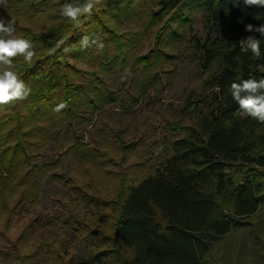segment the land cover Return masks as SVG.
<instances>
[{
	"label": "trees",
	"instance_id": "trees-1",
	"mask_svg": "<svg viewBox=\"0 0 264 264\" xmlns=\"http://www.w3.org/2000/svg\"><path fill=\"white\" fill-rule=\"evenodd\" d=\"M72 2L8 0L0 7V18H14L16 35L31 40L36 53L31 64L13 60L32 93L0 106V258L215 264V244L245 232L251 260L264 264V124L243 116L229 91L232 82L264 77V35L245 30L264 24V7L244 0H101L76 27L60 14ZM199 13L205 38L195 34ZM85 35L100 37L103 51L83 47ZM250 36L260 40V59L241 51ZM183 59L197 66L198 84L177 106L146 99L149 90L172 86ZM61 102L67 106L55 112ZM141 102L156 109L158 127L137 121ZM49 144L56 161L39 166ZM49 175L75 190V202L66 201L45 231L15 228L23 206L28 214L39 207ZM60 226L72 229L82 261ZM32 235L38 248L23 251Z\"/></svg>",
	"mask_w": 264,
	"mask_h": 264
},
{
	"label": "rangeland",
	"instance_id": "rangeland-1",
	"mask_svg": "<svg viewBox=\"0 0 264 264\" xmlns=\"http://www.w3.org/2000/svg\"><path fill=\"white\" fill-rule=\"evenodd\" d=\"M195 34L205 38L207 33H204L203 29V14L199 13L197 15V20L195 24ZM148 49L144 50V53H147ZM178 66L177 72H175L172 76L171 84L172 86H167V88H154L149 90L146 94V99H150L154 103H162L164 107H168L169 105L177 106L179 98L183 95L184 90L188 86H193L198 84L200 81L198 79V68L196 65L188 63L187 59H183L182 61L176 64ZM167 81V80H166ZM125 82V78L122 79V84ZM168 85V82H167ZM120 86L119 84L117 85ZM159 109L157 108V111ZM136 119L141 124L147 123L153 127H158L160 123L159 116L156 114V109L153 108L152 104H147L145 102H141L137 108H135ZM243 116H246L242 113ZM128 126V123L125 124ZM124 125V126H125ZM91 131V127H85L81 132L83 134ZM89 142V140H87ZM54 145L49 144L47 147L41 152L40 159L38 161L39 166H43L47 163H52L56 161V155L53 151ZM138 155H140L141 151H138ZM54 173H59L58 171ZM53 173V174H54ZM65 177L68 179V174L66 171L63 172ZM76 200V192L73 188H65L61 184L54 182L51 180L50 175L44 181L42 193L40 195L39 207L36 208L33 214L26 213L28 211L27 206H23L19 211L18 217L16 219L15 228L17 225H33L34 232L38 233L39 231H45L49 224L52 222V219L59 215V213L63 210L64 203L66 201L75 202ZM81 214H84V211H79ZM60 226L59 228H61ZM15 228L10 233V237L13 240L18 238L15 234ZM62 232L68 237L67 240L68 248L75 255V259L77 261H82L85 257V252L82 246L73 241L74 233L71 228H61ZM14 233V234H13ZM23 251L31 250L36 251L38 248V241L36 240V235L32 237H27L25 239V243L23 244ZM254 251V245L252 244L251 238L249 234L245 232H237L232 233L229 236L223 238L220 243L215 244L213 250V258L215 260V264H237V257H239V264H261L251 260L252 254ZM46 259V255H42L40 257V261ZM0 264H16L15 262L9 263L4 257L0 258ZM26 264H35L32 263Z\"/></svg>",
	"mask_w": 264,
	"mask_h": 264
},
{
	"label": "clouds",
	"instance_id": "clouds-1",
	"mask_svg": "<svg viewBox=\"0 0 264 264\" xmlns=\"http://www.w3.org/2000/svg\"><path fill=\"white\" fill-rule=\"evenodd\" d=\"M99 3L101 0H83L82 3L80 0H73L72 3H65L61 6L60 14L76 27H80L81 18L86 15L90 16L93 8ZM244 3L249 6L264 7V0H244ZM0 7L6 9L8 0H0ZM245 30L264 35V24L259 26L247 24ZM81 44L86 48L95 46L98 52H102L104 49V43L98 36L90 38L85 35L81 39ZM240 45L241 51H250L256 59L262 57L260 40L255 37L250 36L247 39H242ZM34 47L31 40L16 35V20L14 18L9 20L0 18V106L26 100L32 93V88L13 70L15 67L13 60L22 57L25 63L31 64L36 55ZM64 51L70 52L71 49L64 48ZM127 72L128 70H126ZM229 91L243 114L264 124V77L259 80L249 78L242 79L239 83L232 82ZM66 106L61 102L53 110L60 112Z\"/></svg>",
	"mask_w": 264,
	"mask_h": 264
}]
</instances>
